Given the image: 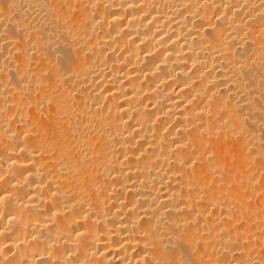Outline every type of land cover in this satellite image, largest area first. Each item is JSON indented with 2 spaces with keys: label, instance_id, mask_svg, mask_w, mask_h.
Instances as JSON below:
<instances>
[{
  "label": "bare ground",
  "instance_id": "1",
  "mask_svg": "<svg viewBox=\"0 0 264 264\" xmlns=\"http://www.w3.org/2000/svg\"><path fill=\"white\" fill-rule=\"evenodd\" d=\"M0 264H264V0H0Z\"/></svg>",
  "mask_w": 264,
  "mask_h": 264
}]
</instances>
